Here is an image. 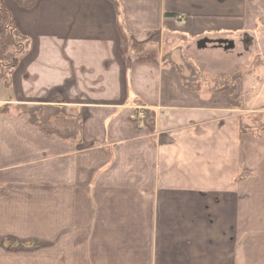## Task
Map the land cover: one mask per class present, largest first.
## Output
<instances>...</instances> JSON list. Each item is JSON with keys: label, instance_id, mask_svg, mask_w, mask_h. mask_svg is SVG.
<instances>
[{"label": "crops", "instance_id": "obj_1", "mask_svg": "<svg viewBox=\"0 0 264 264\" xmlns=\"http://www.w3.org/2000/svg\"><path fill=\"white\" fill-rule=\"evenodd\" d=\"M118 1L4 0L31 47L0 88V264H264V127L242 128L264 108V61L242 71L239 107L184 83L183 43L152 49L264 36V0ZM23 103L73 109L80 138L45 133Z\"/></svg>", "mask_w": 264, "mask_h": 264}, {"label": "trees", "instance_id": "obj_2", "mask_svg": "<svg viewBox=\"0 0 264 264\" xmlns=\"http://www.w3.org/2000/svg\"><path fill=\"white\" fill-rule=\"evenodd\" d=\"M20 6L31 8L33 7L38 0H15ZM118 6V0H111ZM166 17H176L173 14L165 13ZM31 47V39L28 35L22 33L17 25L15 18L11 14V12L4 5V0H0V88H9L10 87V77L14 68L18 65L20 59L23 55L30 49ZM172 53L167 54L168 59L166 62L168 64H175L174 57ZM179 64L180 73L182 72L181 65L184 64L182 61ZM250 70H247V73ZM244 73V74H245ZM237 76H233L235 79L242 78L244 74L242 72L237 73ZM182 79L184 83L189 86L194 91L198 90H227L228 95L227 98L232 105L238 106L234 99L237 96L234 95V91L236 86L229 83L227 84L225 81L229 77V75H217L216 77H212L211 80L208 81H196L194 84L186 79L184 73H181ZM211 76V75H210ZM209 76V77H210ZM225 82V85H220ZM234 82V81H233ZM3 83V84H2ZM220 86V87H218ZM211 88V89H210ZM14 109L19 114H26L28 116V121L36 125L42 131L48 134H55L61 138L66 140H76L80 138V116L74 112L73 109L59 107L55 105H41V104H17L14 106ZM9 111L8 105L6 104L1 112ZM73 118L75 121L70 125H62L60 126L58 120L60 119H70ZM145 123L149 130L154 129V120L155 115L151 111H146ZM134 121H137V117H133ZM253 120V119H252ZM254 125H246L244 122L242 124V128H252L255 130H260L264 127V121L262 120V116L260 119L253 120ZM243 129V130H244ZM4 239L1 240L3 242ZM10 242V248L14 249H22L33 247L28 246L27 242L18 241L13 238L7 239ZM5 241V240H4ZM5 244L4 242L1 243ZM40 243H37V245Z\"/></svg>", "mask_w": 264, "mask_h": 264}, {"label": "rangeland", "instance_id": "obj_3", "mask_svg": "<svg viewBox=\"0 0 264 264\" xmlns=\"http://www.w3.org/2000/svg\"><path fill=\"white\" fill-rule=\"evenodd\" d=\"M182 38V36L177 34V36L166 35V37L164 38V42L161 37H159L156 42L155 39H151V42H155V44L152 46V49L156 54H160L161 48H163L162 55H164L167 53L170 47L175 48L177 45L183 43L184 48L182 53H180L179 50L177 52L179 58H183L184 60V64H182L180 67L182 69V72L186 76V79L193 84L196 81L211 80V77L209 76L214 73L216 75L217 73H230L229 77L225 82L227 84L230 83L231 85L232 83H234L233 85H235L237 88L238 79L233 78V76H237V72L240 73L246 67L248 68V66H250L251 61H264L263 35L258 36L254 34H247L243 36H238L234 40L229 39L230 41H232V44L228 43L223 46H208L196 42L194 43V45H192L190 44V42ZM162 42L164 44L161 47ZM177 49L178 48H176V50ZM180 49L182 50V48ZM225 82L220 85H225ZM235 91L234 95L237 96V98L234 99V102L240 107L239 97L237 94H235ZM245 113L246 114H244V116L253 120L260 119V117L262 116V120L264 121V108L259 109L258 111L252 109L249 112ZM137 116L138 112L136 114V117Z\"/></svg>", "mask_w": 264, "mask_h": 264}, {"label": "built area", "instance_id": "obj_4", "mask_svg": "<svg viewBox=\"0 0 264 264\" xmlns=\"http://www.w3.org/2000/svg\"><path fill=\"white\" fill-rule=\"evenodd\" d=\"M184 23H185V16L182 14L176 15L175 25L177 27H182L184 25ZM145 117H146V111L144 109H140L138 111V116H137L139 125H144Z\"/></svg>", "mask_w": 264, "mask_h": 264}, {"label": "flooded vegetation", "instance_id": "obj_5", "mask_svg": "<svg viewBox=\"0 0 264 264\" xmlns=\"http://www.w3.org/2000/svg\"><path fill=\"white\" fill-rule=\"evenodd\" d=\"M215 41H219V39L218 40H215Z\"/></svg>", "mask_w": 264, "mask_h": 264}]
</instances>
